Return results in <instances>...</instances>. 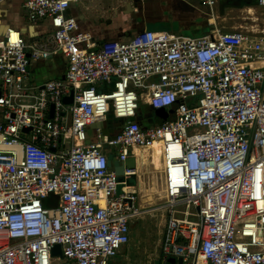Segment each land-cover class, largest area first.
<instances>
[{
  "label": "built area",
  "instance_id": "1",
  "mask_svg": "<svg viewBox=\"0 0 264 264\" xmlns=\"http://www.w3.org/2000/svg\"><path fill=\"white\" fill-rule=\"evenodd\" d=\"M79 1L24 0L28 24L0 32V264H109L149 211L167 215L165 257L264 264V30L144 28L97 42ZM58 55L64 78L36 81ZM144 105L165 120L144 127ZM147 149L162 159L164 193L150 209L128 181Z\"/></svg>",
  "mask_w": 264,
  "mask_h": 264
},
{
  "label": "rangeland",
  "instance_id": "2",
  "mask_svg": "<svg viewBox=\"0 0 264 264\" xmlns=\"http://www.w3.org/2000/svg\"><path fill=\"white\" fill-rule=\"evenodd\" d=\"M13 0H9L12 2ZM242 2V7L239 5L233 7L230 6L226 9L225 13L221 14L215 23L210 24L209 29L203 26L202 23H195L187 34L192 36H197L205 32H211V30L220 29H232L241 28L243 26L251 27L253 25L258 30H264V6L258 4V0H237ZM82 10L86 13L85 22L88 19L94 18L97 23L105 22L107 13V3L106 0H80L76 3ZM252 7L253 12L250 14L247 11L246 6ZM9 8L10 15L3 17L5 20H10L14 22L16 19L15 9L13 5L7 4ZM166 11L165 14H168ZM26 18L28 13L24 12ZM112 19V18H111ZM132 19V18H131ZM173 19V18H171ZM173 20H168L166 23L168 25H159V23H149L148 28L152 30H173L170 26ZM16 27V26H14ZM49 72L35 76L36 80L38 78L41 80L45 76H48ZM264 88V85H263ZM154 111V112H153ZM149 111L147 105L142 106L138 110V119L143 116L149 122L150 125H154L158 120L156 119L155 110ZM112 116L110 112L108 117ZM140 120V119H139ZM97 127L102 130L104 128V123H97ZM138 167L139 176H132L129 178V183L135 184L140 187V199L139 202L144 209H150L154 206L162 204L164 201L163 193V180L160 172V167L162 166V159L159 154L154 151L152 153L153 160L151 161L150 150H138ZM167 215L163 216L162 211H149L145 213L143 217H138L141 220V225L138 221L134 223L132 227L131 239L129 245L126 247L125 253H121L122 256H117L120 259V264H157V259L160 255V237L164 229V224H166L165 218ZM123 252V251H122ZM119 262V261H118ZM54 264H64V259L60 256L54 258Z\"/></svg>",
  "mask_w": 264,
  "mask_h": 264
},
{
  "label": "crops",
  "instance_id": "3",
  "mask_svg": "<svg viewBox=\"0 0 264 264\" xmlns=\"http://www.w3.org/2000/svg\"><path fill=\"white\" fill-rule=\"evenodd\" d=\"M119 1L120 0H106L108 9H107V12L105 13H107L106 18H109V19L108 20L106 19L105 22L97 23L94 18L88 19V22H85V20H87L86 13L79 6H77V4L73 5V13L77 16L81 29L85 32H89L93 36L95 41L103 42L105 40L117 39V38L125 39L131 35L129 28H131V26L136 23V19L139 20L140 22L139 24L142 28L141 23H142L143 17L139 18L138 17L139 13L135 12L134 15H136V17L131 19L130 16L119 12V10H117L118 8L117 5L119 4ZM168 3H169L168 5H171V7H173L174 9L173 13H176L175 19H171V17L164 16L162 18L150 21L149 23H152V24L159 23V25H165L166 23H163V22H166L168 20L169 21L173 20L172 22L174 23H172L170 26L173 30H168L170 32H178V33L187 34L186 31H189L195 23H202L203 26L209 29V27H211L209 25L210 24L212 25L213 23H215V20H217L216 18H218L221 14L225 13L222 11V9L220 10L219 0H218V4L212 10L199 2H193L189 0H185V2H181V0H169ZM186 3H189L190 5ZM238 3H236L235 5L236 6L239 5V7L244 6L242 5V3L241 4H238ZM7 4L13 5V8L15 9L14 12L15 14L17 13L15 17L16 19L14 20V22H11L10 20H7V19L5 20L3 18V17H7L10 15ZM246 8L248 9L250 7L246 6ZM157 9L158 8L156 7L155 8L156 12L154 11V13H158L159 9L158 10ZM2 10L4 11V16L0 17V29H3V26H4L3 24H10L13 26L14 25L18 26V27H22L28 24V21H29L28 17L26 18L24 14V12L26 11L24 7V0H13L12 2H9V0H4L3 3L0 5V15L2 13ZM114 10H117L116 12L119 13L118 16L116 17L113 15ZM5 13L7 14L5 15ZM202 14H205V16L208 17V20H204V21L195 20L196 17ZM182 19H188V20L193 19V22L182 24L181 22L178 21ZM149 23L146 24V28H148ZM137 30H140V29H137ZM137 30H134V32H136ZM263 56H264V48H263ZM261 63L262 62H260L259 64ZM40 64L41 62L36 65L34 76L35 74L36 76L40 75V73L42 74V70L40 69ZM116 129H117V126H114V124L111 123L112 132L115 131ZM156 153L159 154L158 151H156ZM110 164L112 168L116 169L118 172L122 171V165L116 162L115 158H113V160L110 161ZM128 245L129 244L125 245L123 249L117 255H115L114 257H111L109 260V264H120V259H118L117 256H122V254L125 253L124 250L126 251V247ZM169 260L173 262V264L175 262L176 264L179 263V258L173 255L170 256Z\"/></svg>",
  "mask_w": 264,
  "mask_h": 264
},
{
  "label": "flooded vegetation",
  "instance_id": "4",
  "mask_svg": "<svg viewBox=\"0 0 264 264\" xmlns=\"http://www.w3.org/2000/svg\"><path fill=\"white\" fill-rule=\"evenodd\" d=\"M236 3H238L237 0H219V7H220V10L222 9V11L225 12L226 8H228L230 6L235 7ZM127 4H131V6L135 8L134 13L132 12V13L125 14V15L130 16V18H132V19L136 17V15H134L135 12L139 13V15H138L139 18L143 17V19H147L149 22L153 21L155 19L162 18L164 16H168V17L175 19L176 13H173L174 9H173V7H171V5H168L169 4L168 1H163V0L162 1H160V0H146V1L145 0H120L119 4L117 5L118 6L117 10H119V12L123 13V9L127 8ZM156 7L159 9V10L157 9L158 13H154V11L156 12V10H155ZM117 10H114L113 15L115 17L118 16V14H119L116 12ZM166 11H169V13L167 15H165ZM195 20L204 21V20H208V17H206L205 14H202V15H199L198 17H196ZM178 21L181 22L182 24H187V23H192L193 19L192 20L182 19V20H178ZM139 23H140L139 20L136 19V23L134 25H132L131 28H129V31L131 32V34L134 32V30L141 29V26Z\"/></svg>",
  "mask_w": 264,
  "mask_h": 264
},
{
  "label": "trees",
  "instance_id": "5",
  "mask_svg": "<svg viewBox=\"0 0 264 264\" xmlns=\"http://www.w3.org/2000/svg\"><path fill=\"white\" fill-rule=\"evenodd\" d=\"M247 6H249V5H247ZM206 33H208V32H205L203 34H206ZM203 34H201V35H203ZM66 63H67L66 62V58L63 55H58L55 58H52L50 60L42 61L41 64H40V69L42 70V74H44L46 72H49V75L45 76L41 80L38 78V80H36V81L43 82V81H46V80H49V79L62 78L63 75H64ZM35 76H36V74H35ZM147 107L149 108L150 112L155 110V109L151 108L150 106H147ZM139 119H140L141 124L144 127L152 126V125L149 124V122L143 116H141ZM110 157H111L110 161L113 160L114 154H111ZM166 220L167 219L165 218V221ZM137 221H138L139 225H141L140 224L141 220H139V219H137L134 222L132 221V223H131V231H130V239H131V234H132V227H133L134 223H136ZM164 226L166 227V224H164ZM165 227L163 229L162 236L160 237V255H159V258L157 259V261H158L157 264H173V262H171L169 260L171 255L165 257L164 253H163V237H164ZM174 259H175V257H174ZM174 262H175V260H174ZM174 264H176V262Z\"/></svg>",
  "mask_w": 264,
  "mask_h": 264
},
{
  "label": "water",
  "instance_id": "6",
  "mask_svg": "<svg viewBox=\"0 0 264 264\" xmlns=\"http://www.w3.org/2000/svg\"><path fill=\"white\" fill-rule=\"evenodd\" d=\"M146 1V0H145ZM162 1V0H160ZM163 1H168L169 0H163ZM181 2H185V0H181ZM242 2H239L238 4H241ZM188 5H190L189 3H186ZM124 8V7H123ZM135 11V8L131 6V4H127V8H124L123 9V13L124 14H128V13H134ZM149 23V21L147 19H142V28L141 29H144L146 28V24ZM2 30V29H0ZM63 78H64V75H63ZM64 101L67 102V103H71L73 101V95H69V96H66L64 97ZM156 111V119L158 120L159 118H161L160 120H158L157 122L158 123H162L164 120H165V117H163V112L161 110H155ZM111 159V157H110ZM125 165L129 166V167H133L135 166V160L133 158H130L128 159L126 162H125ZM53 254L56 255V254H61V246L59 244H57L54 249H53ZM178 264H182V258H179V263Z\"/></svg>",
  "mask_w": 264,
  "mask_h": 264
},
{
  "label": "bare ground",
  "instance_id": "7",
  "mask_svg": "<svg viewBox=\"0 0 264 264\" xmlns=\"http://www.w3.org/2000/svg\"><path fill=\"white\" fill-rule=\"evenodd\" d=\"M247 10H248V12H249L250 14H252V12H253V9H252L251 7H250V8H248ZM11 34H12V37H16V36H17V34H16L14 31H12V33H11ZM109 113H110V112H109ZM109 113H108V114H109ZM107 116H108V115H107Z\"/></svg>",
  "mask_w": 264,
  "mask_h": 264
}]
</instances>
